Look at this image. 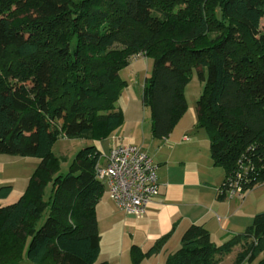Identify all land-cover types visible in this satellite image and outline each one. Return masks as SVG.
<instances>
[{
	"label": "trees",
	"instance_id": "obj_1",
	"mask_svg": "<svg viewBox=\"0 0 264 264\" xmlns=\"http://www.w3.org/2000/svg\"><path fill=\"white\" fill-rule=\"evenodd\" d=\"M8 1L0 0V154L39 164L26 194L0 207L2 264H97L102 156L86 146L56 175L51 147L59 138L101 141L122 125L119 73L139 56L152 59L141 91L152 138H166L185 114L195 70L204 83L197 127L224 171L221 187L237 174L244 194L264 182V0H10L17 22ZM10 192L1 187L0 200ZM237 247L235 264L260 256L264 264V212L220 246L191 226L165 264H217ZM159 248L133 246L132 264Z\"/></svg>",
	"mask_w": 264,
	"mask_h": 264
},
{
	"label": "crops",
	"instance_id": "obj_2",
	"mask_svg": "<svg viewBox=\"0 0 264 264\" xmlns=\"http://www.w3.org/2000/svg\"><path fill=\"white\" fill-rule=\"evenodd\" d=\"M135 67V64L127 67L131 68L129 79ZM142 86L138 88L140 99ZM117 109L122 113L123 122L107 138V153L120 145L141 147L156 166L159 194L147 205L145 214L136 218L119 210L104 189L95 209L99 234L97 264H132L130 250L133 246L145 253L157 241L159 251L143 259L141 264H165L168 256L180 248L181 238L191 226L206 229L211 242L220 246L242 234L254 216L264 212V196L247 214L245 197L241 200L218 198L224 171L212 164L209 138L197 127L195 111L189 113V122L186 112L166 138L155 140L149 118L147 131L137 130L138 121L134 118L135 111H131L130 99L126 106ZM94 147L102 157L107 154L101 153L100 141Z\"/></svg>",
	"mask_w": 264,
	"mask_h": 264
},
{
	"label": "rangeland",
	"instance_id": "obj_3",
	"mask_svg": "<svg viewBox=\"0 0 264 264\" xmlns=\"http://www.w3.org/2000/svg\"><path fill=\"white\" fill-rule=\"evenodd\" d=\"M9 1L3 3L4 11L6 12L7 10L11 14V16H13L14 21H20L22 18V12L18 11L17 8ZM260 25L263 26L264 22L261 21ZM134 64L137 68L135 67V73L131 75L130 79L128 78V76L131 68L123 69L119 74L122 79L127 80L128 89H123V93H121V95L117 99L116 106L122 109L124 106H126V103H128V100L130 99L131 111H135L134 118H136V120L138 121L137 130L141 128L144 131H147V129L149 128V111L142 106L138 88L139 86H142L144 78L146 76L148 77L151 73L152 59L133 58L130 61V66H133ZM203 87L204 83L198 79L195 70H192L191 79L189 80V82H187L184 88V96L187 104L186 112L188 113L186 121L188 122L190 121L189 113H193L195 111V103L199 98L201 92L203 91ZM127 118H129L128 115ZM97 142L99 141L84 140L82 138L57 139L51 147L52 163L55 174L65 175L68 172V168L72 163L76 153L82 148L86 146H92ZM100 142L102 147L101 153H107L109 140L106 138L101 140ZM38 164V158L18 157L0 154V188L6 186L11 187L9 196L5 199L0 200V207L16 202L19 197L26 194L29 181L37 171ZM263 187L264 182L254 186L250 191L245 193V214H247L249 210H252V208L250 207L256 205L255 202L259 201L264 196ZM48 192L49 189H46L45 197L47 196ZM246 224L247 223H245V226H247ZM239 251V248H237V250H234V252H232L228 256L218 260L217 264H235V257ZM261 258L262 256H260L258 260H260ZM257 261L252 264H256ZM0 264H2V259L0 260ZM241 264L245 263L243 262Z\"/></svg>",
	"mask_w": 264,
	"mask_h": 264
},
{
	"label": "built area",
	"instance_id": "obj_4",
	"mask_svg": "<svg viewBox=\"0 0 264 264\" xmlns=\"http://www.w3.org/2000/svg\"><path fill=\"white\" fill-rule=\"evenodd\" d=\"M96 179L106 188L116 207L139 218L147 205L159 194L156 166L150 157L134 144L115 146L95 166ZM241 175L228 179L219 189L225 199L244 197Z\"/></svg>",
	"mask_w": 264,
	"mask_h": 264
}]
</instances>
